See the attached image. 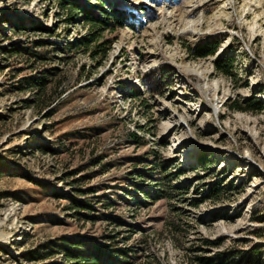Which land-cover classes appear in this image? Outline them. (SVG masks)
Returning <instances> with one entry per match:
<instances>
[{"label": "rangeland", "instance_id": "rangeland-1", "mask_svg": "<svg viewBox=\"0 0 264 264\" xmlns=\"http://www.w3.org/2000/svg\"><path fill=\"white\" fill-rule=\"evenodd\" d=\"M101 1L140 22L104 32L98 64L56 0H0V264H68L73 243L264 264V0Z\"/></svg>", "mask_w": 264, "mask_h": 264}, {"label": "trees", "instance_id": "trees-1", "mask_svg": "<svg viewBox=\"0 0 264 264\" xmlns=\"http://www.w3.org/2000/svg\"><path fill=\"white\" fill-rule=\"evenodd\" d=\"M59 9L62 13H65L67 21H74L77 17L82 18L83 24L89 25V31L83 40L85 46L93 44L90 57L92 60L97 61L99 64L101 60L105 59L107 51L109 50V43H98L99 37L104 32H111L122 27H133L132 21L138 20L140 22L139 14L135 11H129L126 9H119L113 5H106L105 2L98 0V5L94 9L85 7L81 4L80 0H56ZM90 1V0H88ZM107 45V46H106ZM219 42L208 41L196 45L195 47L185 46L188 54L194 60L205 59L210 56H214ZM71 48V45L69 46ZM100 61V62H99ZM216 70L225 77H230L234 70V59L223 57L215 62ZM38 87L39 92L36 96L40 103H44L43 90L45 85L43 80L34 83ZM232 111L236 112H255L262 109V105L253 104L250 101L246 108L238 105V102H233L230 106ZM133 139H138L135 134H130ZM221 187L219 185H213L210 189V197L217 199L220 197ZM148 198V197H147ZM74 208H80L75 206ZM117 237V236H116ZM127 241V240H126ZM68 264H130L127 261L126 251L124 249L113 250L104 252L101 249H83L82 244L73 243L71 246H67L63 251ZM239 254V253H236ZM250 256L251 253H248ZM233 255L218 254L214 259L206 257H195L192 259V264H230L234 263Z\"/></svg>", "mask_w": 264, "mask_h": 264}, {"label": "bare ground", "instance_id": "bare-ground-1", "mask_svg": "<svg viewBox=\"0 0 264 264\" xmlns=\"http://www.w3.org/2000/svg\"><path fill=\"white\" fill-rule=\"evenodd\" d=\"M248 16L246 15V18H247Z\"/></svg>", "mask_w": 264, "mask_h": 264}]
</instances>
